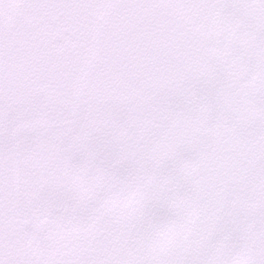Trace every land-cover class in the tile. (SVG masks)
<instances>
[{
	"label": "snow or ice",
	"instance_id": "snow-or-ice-1",
	"mask_svg": "<svg viewBox=\"0 0 264 264\" xmlns=\"http://www.w3.org/2000/svg\"><path fill=\"white\" fill-rule=\"evenodd\" d=\"M0 264H264V0H0Z\"/></svg>",
	"mask_w": 264,
	"mask_h": 264
}]
</instances>
